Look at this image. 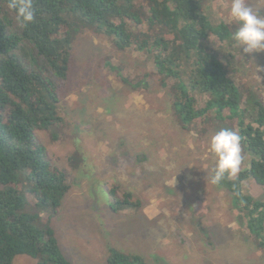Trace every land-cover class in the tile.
<instances>
[{"label":"rangeland","instance_id":"1","mask_svg":"<svg viewBox=\"0 0 264 264\" xmlns=\"http://www.w3.org/2000/svg\"><path fill=\"white\" fill-rule=\"evenodd\" d=\"M198 2L206 14L232 23L230 0ZM249 4L264 15V0ZM230 35L229 74L240 91L264 102V52L245 54ZM114 45L90 28L74 37L58 92L63 120L38 132L55 165L68 173L70 189L51 218L65 258L106 264L115 250L143 264H264L247 216L223 186L205 179L215 166L209 140L221 128L234 130L230 123L209 119L198 131L181 125L170 90L149 78L152 60ZM244 184L245 194L264 200V186ZM114 185L132 195L117 212L109 195ZM124 192L116 196L123 199ZM38 263L27 255L13 261Z\"/></svg>","mask_w":264,"mask_h":264},{"label":"trees","instance_id":"2","mask_svg":"<svg viewBox=\"0 0 264 264\" xmlns=\"http://www.w3.org/2000/svg\"><path fill=\"white\" fill-rule=\"evenodd\" d=\"M8 2L0 0V264H13L19 255L38 264H70L51 226L70 189L68 173L55 165L38 132L63 120L58 92L67 81L74 37L86 28L152 60L149 78L157 76L160 88L170 90L181 125L198 131L213 119L241 135L240 171L220 186L264 250V200L243 192L249 180L264 186V102L240 91L229 74L234 24L206 14L198 0H33L35 20L21 27ZM119 190L124 187L109 189L114 212L132 196L124 192L120 199ZM106 264L143 262L113 250Z\"/></svg>","mask_w":264,"mask_h":264},{"label":"clouds","instance_id":"3","mask_svg":"<svg viewBox=\"0 0 264 264\" xmlns=\"http://www.w3.org/2000/svg\"><path fill=\"white\" fill-rule=\"evenodd\" d=\"M7 7L21 27L34 22L33 0H9ZM228 18L236 25L230 39L240 50L245 54L264 52V15L254 11L249 0H230ZM241 144V135L228 128H221L210 138L208 151L215 158V166L206 172V182L218 186L226 177L238 175L243 160Z\"/></svg>","mask_w":264,"mask_h":264}]
</instances>
